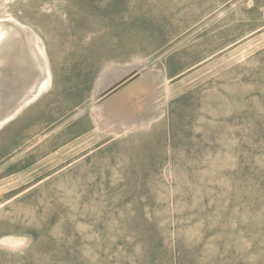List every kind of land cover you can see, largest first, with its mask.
I'll return each instance as SVG.
<instances>
[{"label":"rangeland","instance_id":"1","mask_svg":"<svg viewBox=\"0 0 264 264\" xmlns=\"http://www.w3.org/2000/svg\"><path fill=\"white\" fill-rule=\"evenodd\" d=\"M0 264H264V0H0Z\"/></svg>","mask_w":264,"mask_h":264},{"label":"water","instance_id":"2","mask_svg":"<svg viewBox=\"0 0 264 264\" xmlns=\"http://www.w3.org/2000/svg\"><path fill=\"white\" fill-rule=\"evenodd\" d=\"M30 96L28 95L27 97H25V98H22L21 100H20V102L18 103V104H20V103H23L26 99H28ZM17 108V106H15V109ZM9 118V117H8ZM7 119V118H6Z\"/></svg>","mask_w":264,"mask_h":264}]
</instances>
